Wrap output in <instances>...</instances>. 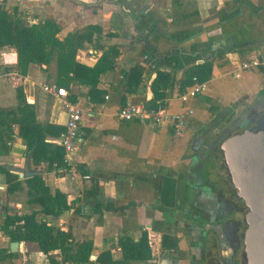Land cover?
<instances>
[{"label":"crops","instance_id":"crops-1","mask_svg":"<svg viewBox=\"0 0 264 264\" xmlns=\"http://www.w3.org/2000/svg\"><path fill=\"white\" fill-rule=\"evenodd\" d=\"M242 4L251 10L264 7V2L257 4L256 0H0L6 12L19 16L28 26L54 21L61 38L99 27V32L92 31L77 50L76 61L84 66L92 67L100 57L97 43L116 46L119 51L115 70L99 78L98 88L107 92L103 104H88L87 88L76 83L71 86L83 115L80 140L71 153H65L67 171L45 162L32 164L17 125L12 124L9 137H4L8 151L0 153V166L18 175L21 188L8 194L5 176L0 174V227L7 216L36 213L37 221L68 232L73 244L64 255L60 251L44 255L36 243L17 242L13 253L10 245L14 242L0 231V250L14 254L0 264H102L97 258L104 252L121 261L116 240L124 231L134 241L147 232L152 249L150 260L128 264H160L165 256L178 263L177 256L171 254L175 248L163 252L160 243L162 235L169 233L177 239L176 248L183 244L184 223L198 205L201 191L195 185L196 164L190 158L195 141L233 125L248 106V94L264 83V67L239 76L233 73L255 56V52L240 55L231 48L234 38L241 36L234 24L242 13ZM141 18L146 25L138 31L135 25ZM204 61L213 64L207 88L183 102L178 87L184 69ZM16 64L15 49H0V109L17 106L15 88L21 84L27 102L34 106L37 123L65 129L67 116L60 99L44 90V86H56L57 60L47 66L30 65L26 77L17 75ZM137 64L144 67L141 83L136 93H125L122 73ZM157 70L170 72L175 80L161 107L173 113L194 112L182 137L173 134L169 123L125 122L119 118L127 104L144 106L152 99L150 84ZM238 104L240 110H233ZM58 139L46 135V142L60 146ZM26 165L34 175L20 178L19 170ZM37 175L42 176L51 199L59 192L70 205L69 210L58 216L45 215L38 204L29 203L25 180ZM85 176L90 179L84 180ZM96 203H109L120 211H103L102 221L97 223V216L91 215ZM52 208L57 209V205ZM165 214L176 221L175 232L163 231ZM87 240L93 245L89 261L63 262V258L75 254L77 244Z\"/></svg>","mask_w":264,"mask_h":264},{"label":"trees","instance_id":"trees-1","mask_svg":"<svg viewBox=\"0 0 264 264\" xmlns=\"http://www.w3.org/2000/svg\"><path fill=\"white\" fill-rule=\"evenodd\" d=\"M146 25L145 19L138 20L135 28L139 31ZM87 31L76 32L65 38L59 36L60 27L52 20H46L42 24L28 26L23 24L13 13L6 12L0 5V49L4 47L13 48L17 55L15 72L21 77H26L30 65L47 66L57 60L56 86L63 88L69 93V100L76 103V97L72 95V84L76 83L87 88L85 94L88 104L101 105L107 95L105 90L98 88L99 78L102 74L114 71L116 60L119 55L116 46H104L97 43L96 48L100 57L92 67L84 66L76 61L77 50L84 40H88L92 31L99 32V27H88ZM90 33L86 35V33ZM98 42V41H96ZM247 42H243L246 45ZM242 45V46H243ZM246 49V47H245ZM245 49L240 50L242 55ZM248 49H252L249 48ZM165 59V58H164ZM213 64L204 61L201 64L192 65L184 69L179 81L178 92L183 94L193 85V78L199 83H207L212 77ZM144 67L137 64L128 71H123V86L125 93H136L142 80ZM174 77L170 72L157 70L155 78L150 84L152 99L144 104L146 111H157L164 105L166 91L174 87ZM17 106L10 109H0V153H7L8 147L4 143V137L8 138L11 125L18 126L19 136L26 141L27 151L30 152L32 164L40 165L45 162L49 167L68 170L65 161V151L61 146L46 142V135L60 136L65 129L41 126L37 123L34 106L26 100L24 88L20 84L15 88ZM220 114V113H219ZM217 114V115H219ZM232 112L227 116L230 117ZM228 118L225 119L227 121ZM53 130V131H51ZM4 149V152L2 150ZM0 174L5 176L8 194H14L21 188L18 175L6 171L0 166ZM86 174V173H85ZM28 187L29 203L38 204L41 213L45 215L58 216L67 211L70 205L62 199L59 192L51 199L48 188L44 186L42 176L37 175L25 180ZM34 194V196H32ZM53 204L57 209H51ZM103 211H120L112 204L102 205L96 203L91 209V215L97 216V223L102 221ZM122 212V210H121ZM2 235L8 237L10 242L36 243L38 250L44 254L60 251L62 255L70 250L73 244L71 235L59 228L48 225L44 221L36 220V213L30 215L7 216L4 224L0 227ZM177 245L175 236L164 233L161 237L160 249L163 252L174 249ZM116 246L120 248L122 260L112 259L110 252L102 253L97 262L102 264H128L134 261H147L152 258V249L147 232H143L137 241L122 232L116 240ZM92 241H83L76 245L73 256L63 258L64 263H84L89 261L92 252ZM7 250H0V262L13 258ZM51 261V260H50ZM53 264V261H51Z\"/></svg>","mask_w":264,"mask_h":264},{"label":"flooded vegetation","instance_id":"flooded-vegetation-1","mask_svg":"<svg viewBox=\"0 0 264 264\" xmlns=\"http://www.w3.org/2000/svg\"><path fill=\"white\" fill-rule=\"evenodd\" d=\"M231 42L233 50H243L238 37ZM243 45V46H242ZM246 109L233 125L216 131L211 137L197 138L190 158L195 165V185L201 191L198 205L184 223L183 244L171 252L179 264H262L249 236L248 208L228 185L223 167L219 163V146L237 129L250 128L264 114V94ZM164 232H175V223L166 218ZM187 234V235H186Z\"/></svg>","mask_w":264,"mask_h":264},{"label":"water","instance_id":"water-1","mask_svg":"<svg viewBox=\"0 0 264 264\" xmlns=\"http://www.w3.org/2000/svg\"><path fill=\"white\" fill-rule=\"evenodd\" d=\"M219 163L234 195L248 208L249 236L264 264V114L245 130L237 129L219 146ZM34 175L28 166L19 170L20 178ZM19 243L10 245L15 253ZM168 256L160 264H178Z\"/></svg>","mask_w":264,"mask_h":264},{"label":"built area","instance_id":"built-area-1","mask_svg":"<svg viewBox=\"0 0 264 264\" xmlns=\"http://www.w3.org/2000/svg\"><path fill=\"white\" fill-rule=\"evenodd\" d=\"M261 67H264V50L258 52L251 59L242 62L233 73L235 76H239L243 72H249ZM192 81L194 85L180 96L183 102L196 98L207 88V83H199L196 78H193ZM44 90L60 99V105L67 116L65 131L59 136L58 143L65 153L69 154L75 149L80 140L82 109L69 100V94L65 89L58 88L55 85H48L44 86ZM193 114L194 112L191 109L173 113L168 112L165 107H161L157 111L148 112L142 105L127 104L120 110L119 118L125 122L138 121L143 123L150 120L155 124L169 123L172 126L173 134L176 137H182L184 128ZM83 179L89 180L90 177L85 176Z\"/></svg>","mask_w":264,"mask_h":264},{"label":"rangeland","instance_id":"rangeland-1","mask_svg":"<svg viewBox=\"0 0 264 264\" xmlns=\"http://www.w3.org/2000/svg\"><path fill=\"white\" fill-rule=\"evenodd\" d=\"M264 2V0H256V3ZM260 8L251 10L246 4L241 5V14L234 25H236V29L238 33H240L241 36L238 38L240 40H244L248 43H250V48L252 50H246L255 52V55L258 52H261L264 50V7L259 11ZM216 12V11H215ZM249 53V52H248ZM1 67V66H0ZM253 94V95H252ZM264 94V83L259 86L255 87L251 94H248L249 96V103L247 107H244L248 109L249 107L253 106L252 104L259 98V96H262ZM251 95V96H250ZM237 99H240V95H238ZM240 104V100L238 102ZM239 104L233 108V110H240ZM247 104V103H246ZM242 111V113L244 112ZM157 237H154V240H156ZM156 251V250H155ZM157 253V252H155Z\"/></svg>","mask_w":264,"mask_h":264}]
</instances>
